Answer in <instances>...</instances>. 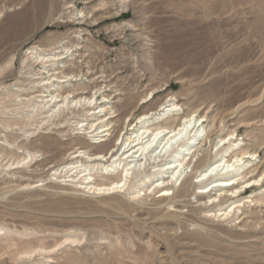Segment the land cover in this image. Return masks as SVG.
Returning <instances> with one entry per match:
<instances>
[{
  "label": "rangeland",
  "instance_id": "1",
  "mask_svg": "<svg viewBox=\"0 0 264 264\" xmlns=\"http://www.w3.org/2000/svg\"><path fill=\"white\" fill-rule=\"evenodd\" d=\"M35 47L79 64L61 79L88 99L40 108L49 75ZM165 102L179 106L163 116ZM106 112L110 140L91 143L84 127ZM147 113L174 126L205 116L199 133L213 131L192 185L170 174L169 199L144 181L159 167L117 185L109 160H92ZM238 147L264 164V0H0V264H264V202L251 201L262 166L241 196L247 183L197 202L193 182Z\"/></svg>",
  "mask_w": 264,
  "mask_h": 264
},
{
  "label": "bare ground",
  "instance_id": "2",
  "mask_svg": "<svg viewBox=\"0 0 264 264\" xmlns=\"http://www.w3.org/2000/svg\"><path fill=\"white\" fill-rule=\"evenodd\" d=\"M63 46L64 44L57 46V48ZM30 53L36 54L40 63H44L43 73L49 75L46 81L43 79L37 84V97L42 98L41 101L37 100L40 101V108H56L68 102L78 103L83 99H88L87 97L75 98L73 93L79 88H74L72 87L73 85L67 84L65 79H61V75L64 74L66 70L77 71L78 68L81 67L79 64L71 66L68 64V60H64L66 58L65 55L49 51V49H38L35 47V50ZM58 61L60 63H57ZM90 99L91 98H89V100ZM105 101L107 100L104 99L103 102ZM178 106L179 105L175 102L171 104L165 102L160 110L163 113L159 111V114L165 116L169 111L176 110ZM106 109L107 107H101L99 113ZM168 114H170V112ZM97 116H99L98 119L101 120L100 122L104 123V118L108 115L106 112L100 115L97 114ZM204 117L205 116L200 115L194 120L193 114H186L182 117L181 122L177 126H174L169 125L168 122L162 124L160 118H149V113L143 114L139 117L137 124L131 128L133 131L126 133L129 135L127 140L122 142L117 150V145H115V147L106 154L102 152L91 153L92 160H109V165L106 167L107 171L113 173L117 172L118 177L121 179L119 182H116L117 185L121 181H128L135 170L150 173L153 168L159 167V171H157L153 177L149 175L147 176L148 179H144V181L147 182L152 178H157V184H155L157 186L155 188L158 189V192L162 193L160 196L166 199L172 198L170 195L171 193L174 194L176 185L169 179L170 174L174 175V173H177V182L183 178L181 181V185L183 186V184L191 183L187 168L191 166L193 158L200 151L203 152V155L197 161L194 168H192V171L198 169L208 160L213 131L211 130L205 135L199 133L202 126L205 128L204 121L199 124ZM107 119H109V117ZM88 125L89 122L84 127V131L90 134L92 138L91 143L99 144L110 140L109 137L112 135V132L107 124L104 123L95 128V123ZM136 127L138 128L136 129ZM226 138L227 137H222L221 141ZM209 140L210 144H208ZM203 145H205L204 149L202 148ZM83 152H85L83 149L77 150L75 152V157H80ZM111 152L112 155L108 157ZM248 154L254 155L255 153L246 151L243 147H238L227 154L222 153V156L218 160L212 163L206 170H203L198 177L200 180L195 183L193 182V184L201 189L199 193H196V197L198 198L197 202H199L201 208L216 206L218 204L217 200L220 203L229 198L239 191L242 187L240 185L243 183H247V186L243 193L240 190V193L237 194L236 197L241 196L247 192L248 189L255 188L260 184L261 178H256L253 175L254 172L262 166L263 168L261 167L262 169L260 170V176L262 177L264 175V164L261 166H254V164L250 163L252 160L245 159L249 157L247 156ZM122 166H127V168L122 169ZM89 175L90 177L93 176L91 173ZM243 179H245V181H243ZM85 180L86 183H88L87 186H90L91 189H104V187L97 185L96 182L91 181L93 179L89 177H85ZM206 196L213 199L212 206H208L206 202H203ZM251 201H255L256 203L264 202V192L255 195ZM222 214H227V212ZM242 222L246 223L245 221ZM261 225H263L262 222Z\"/></svg>",
  "mask_w": 264,
  "mask_h": 264
}]
</instances>
